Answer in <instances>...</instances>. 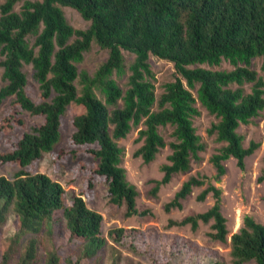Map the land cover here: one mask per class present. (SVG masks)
Here are the masks:
<instances>
[{"label": "trees", "instance_id": "16d2710c", "mask_svg": "<svg viewBox=\"0 0 264 264\" xmlns=\"http://www.w3.org/2000/svg\"><path fill=\"white\" fill-rule=\"evenodd\" d=\"M19 3L21 9L16 10ZM66 6L89 20V27L75 28L66 17ZM0 10V105L14 97L23 109L44 118L23 134L12 151L0 152V161L17 165L11 176L0 175V223L13 213L19 225L1 264L10 263L27 234H35L18 262L33 264L44 236L53 239L58 212L71 234L85 241L82 256L94 257L107 245L104 217L88 206L82 194L67 205L60 182L28 170L60 141L62 116L73 103L84 109L74 117L73 141L98 144L91 150L98 159L96 172L107 178L110 200L126 204L128 216L148 212L138 209L139 190L122 166L124 148L119 140L133 128H140L136 141L143 142L135 156L146 163L155 160L162 148L172 149L169 162L162 166L163 178L154 181L153 195L175 173L190 171L192 160L202 159L206 144L194 124L201 115L198 102L219 119L209 133L225 143L211 157L216 182L227 173L224 161L234 157L245 170L247 157L260 147L254 140L245 146L238 129L264 113V76L253 67L254 59L262 58L264 72V0H0ZM93 43L107 49L109 56L91 74L80 70L79 64ZM124 51L135 55L129 65ZM152 55L173 62L178 73L160 95ZM224 61L233 68H213ZM26 65L32 66V76L40 85V102L27 92ZM126 76L124 88L119 78ZM169 125L175 139L168 143L160 128ZM206 184L198 199L204 201L212 194L214 204L181 221L171 220L170 225L190 223L196 229L200 221L214 220L211 237L226 242L223 191L208 176H190L165 209H182L194 187ZM124 232L121 227L110 234L121 237ZM231 246L235 264H264V224L246 215L244 225L231 236ZM46 253V264L61 262L57 249Z\"/></svg>", "mask_w": 264, "mask_h": 264}, {"label": "rangeland", "instance_id": "374dc122", "mask_svg": "<svg viewBox=\"0 0 264 264\" xmlns=\"http://www.w3.org/2000/svg\"><path fill=\"white\" fill-rule=\"evenodd\" d=\"M4 1L1 0V2ZM21 5L22 3H19L16 10H20ZM63 9L75 28L89 27L90 21L85 19L78 10L69 6ZM31 42H34V38ZM124 54L129 65L135 55L128 51H124ZM108 56L107 49L93 43L91 49L85 53L84 60L79 64V69L93 74ZM2 60L3 57L0 54V69L3 71ZM150 62L156 74L157 94L160 95L164 91V85L175 80L178 73L174 63L169 60L152 55ZM261 66L262 58L254 59L253 67L264 76ZM213 68L232 69L233 66L230 62L224 61L221 66ZM25 70L29 77L27 92L36 102H40V85L32 76L33 68L26 65ZM119 82L126 88L127 76L123 79L119 78ZM198 106L201 115L194 119V124L202 137V142L206 144V149L201 152L202 159L192 160L190 171L175 173L170 183L160 187L157 195H153L151 191L156 185L154 181L164 176L162 166L169 162L168 155L172 152L171 147L168 145L162 148L155 160L146 163L142 157L135 156V151L143 143L136 141L140 128H133L126 138L119 140V144L124 148L122 166L127 170V179L139 190L137 207L140 211H148L146 215L128 216L126 204L117 205L110 200L109 182L105 176L96 172L98 159L91 150L98 148V144L78 145L73 141L74 117L84 109L76 103L71 104L62 116L60 141L52 151L45 152L43 157L28 166V170L46 173L60 182L66 189L67 205L73 203L75 196L82 194L88 206L104 217L102 234L107 238V245L94 257L82 256L85 241L71 234L65 225L62 213L58 212L53 239L51 240L47 235L44 236L45 241L40 245L38 256L33 264H46V252L53 249H57L61 256L59 264H235L231 255V236L244 225L245 216L251 215L264 224V180H259V177L264 175V113L255 118L252 123L242 124L238 129L244 136L245 146H249L252 140L261 144L254 154L247 157L245 170H242L237 160L231 157L224 161L227 173L220 182H216L214 177L217 169L211 157L225 143L217 141L216 135L209 133L213 122L219 119L200 102ZM43 121L42 116L31 114L16 104L14 97L6 99L0 105V152L12 151L32 125ZM173 130L174 128L170 125L160 128L168 143L175 139ZM16 169V164L0 161V175L11 176ZM192 175L208 176L209 181L222 188V211L227 217L229 229L226 242L211 237V233L214 232L212 228L214 220L209 223L200 221L196 229L190 223L170 225L171 220L181 221L189 215L204 212L215 202L212 194H209L204 201L198 199L206 184L194 187L193 192L182 201V209L173 208L171 211L165 209V205L174 198L184 181ZM121 227L125 228L121 237L110 234L112 230ZM18 229V219L13 213L0 223V264L9 238L15 235ZM34 235L27 234L24 237L9 264H18L19 256L24 251L27 240Z\"/></svg>", "mask_w": 264, "mask_h": 264}]
</instances>
